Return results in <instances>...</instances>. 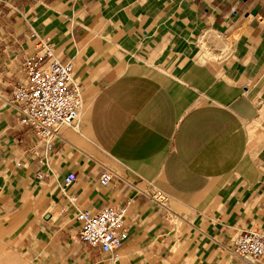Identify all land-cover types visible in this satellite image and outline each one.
<instances>
[{"label": "crops", "instance_id": "crops-1", "mask_svg": "<svg viewBox=\"0 0 264 264\" xmlns=\"http://www.w3.org/2000/svg\"><path fill=\"white\" fill-rule=\"evenodd\" d=\"M39 40L82 88L51 148L13 100ZM0 184V264H264L233 252L264 235V0H0ZM124 206L119 259L80 241Z\"/></svg>", "mask_w": 264, "mask_h": 264}, {"label": "built area", "instance_id": "built-area-1", "mask_svg": "<svg viewBox=\"0 0 264 264\" xmlns=\"http://www.w3.org/2000/svg\"><path fill=\"white\" fill-rule=\"evenodd\" d=\"M37 46L39 53L22 67L25 82L14 90L13 100L19 107V124L32 128L51 148L59 129L78 121L83 107L82 88L72 62L59 59L44 41L39 40ZM113 177L112 172L104 171L101 185L107 186ZM38 178L43 179L44 175L39 173ZM76 178V174H69L64 180L65 187ZM152 199L161 206L164 195L156 191ZM126 215V206L106 207L95 214L80 212L77 216L80 241L110 254L114 260L119 259V251L129 239ZM233 252L245 260L263 258L264 235L256 231L242 232L234 241Z\"/></svg>", "mask_w": 264, "mask_h": 264}, {"label": "rangeland", "instance_id": "rangeland-1", "mask_svg": "<svg viewBox=\"0 0 264 264\" xmlns=\"http://www.w3.org/2000/svg\"><path fill=\"white\" fill-rule=\"evenodd\" d=\"M6 180H8V179H6ZM3 191V189H2V186H1V184H0V193ZM0 207H1V204H0ZM1 211V210H0ZM5 215L4 214H1L0 215V223L2 222V217H4ZM42 216V214H40V218H42L41 217ZM6 226V225H5Z\"/></svg>", "mask_w": 264, "mask_h": 264}, {"label": "water", "instance_id": "water-1", "mask_svg": "<svg viewBox=\"0 0 264 264\" xmlns=\"http://www.w3.org/2000/svg\"><path fill=\"white\" fill-rule=\"evenodd\" d=\"M253 14H256V12H253Z\"/></svg>", "mask_w": 264, "mask_h": 264}]
</instances>
